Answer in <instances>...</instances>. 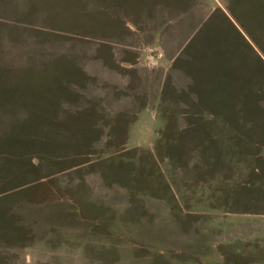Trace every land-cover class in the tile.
Wrapping results in <instances>:
<instances>
[{
  "label": "rangeland",
  "instance_id": "374dc122",
  "mask_svg": "<svg viewBox=\"0 0 264 264\" xmlns=\"http://www.w3.org/2000/svg\"><path fill=\"white\" fill-rule=\"evenodd\" d=\"M0 264H264V0H0Z\"/></svg>",
  "mask_w": 264,
  "mask_h": 264
}]
</instances>
